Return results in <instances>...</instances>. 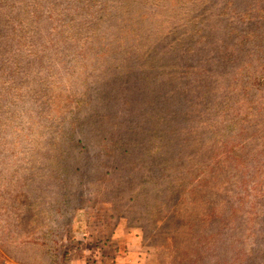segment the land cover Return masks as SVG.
<instances>
[{"label":"rangeland","instance_id":"1","mask_svg":"<svg viewBox=\"0 0 264 264\" xmlns=\"http://www.w3.org/2000/svg\"><path fill=\"white\" fill-rule=\"evenodd\" d=\"M0 264H264V0H0Z\"/></svg>","mask_w":264,"mask_h":264}]
</instances>
